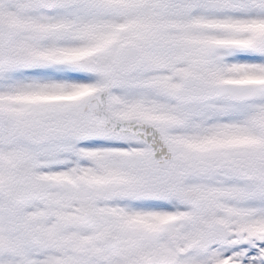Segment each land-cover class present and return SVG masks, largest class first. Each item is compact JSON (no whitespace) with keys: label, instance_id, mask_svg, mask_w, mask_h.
<instances>
[{"label":"snow or ice","instance_id":"snow-or-ice-1","mask_svg":"<svg viewBox=\"0 0 264 264\" xmlns=\"http://www.w3.org/2000/svg\"><path fill=\"white\" fill-rule=\"evenodd\" d=\"M0 264H264V0H0Z\"/></svg>","mask_w":264,"mask_h":264}]
</instances>
